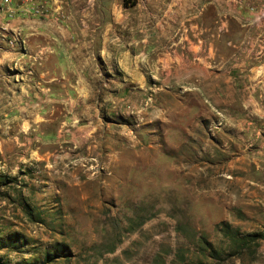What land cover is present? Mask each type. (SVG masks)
<instances>
[{"label":"crops","instance_id":"crops-1","mask_svg":"<svg viewBox=\"0 0 264 264\" xmlns=\"http://www.w3.org/2000/svg\"><path fill=\"white\" fill-rule=\"evenodd\" d=\"M47 7L45 17L17 11L0 19L1 157L32 162L59 153L120 166L126 149L153 151L157 160L164 148L182 151L187 168L188 152L198 164L206 151L205 166L227 168L239 183L264 169V0ZM12 31L23 48L7 46Z\"/></svg>","mask_w":264,"mask_h":264},{"label":"rangeland","instance_id":"rangeland-1","mask_svg":"<svg viewBox=\"0 0 264 264\" xmlns=\"http://www.w3.org/2000/svg\"><path fill=\"white\" fill-rule=\"evenodd\" d=\"M136 150L120 166L0 156V264H264V239H230L264 234V169L239 183L206 151L187 168Z\"/></svg>","mask_w":264,"mask_h":264},{"label":"built area","instance_id":"built-area-1","mask_svg":"<svg viewBox=\"0 0 264 264\" xmlns=\"http://www.w3.org/2000/svg\"><path fill=\"white\" fill-rule=\"evenodd\" d=\"M12 0H2L5 6H0V19L3 18H13L17 11H21L30 16L45 17L50 14L48 9V4L51 0H18L19 4L17 8H10L9 5ZM20 9V10H19ZM58 20L66 22L68 19V14L61 11L57 12ZM4 40L10 49H20L23 48V40L19 31H12L11 33L4 34Z\"/></svg>","mask_w":264,"mask_h":264},{"label":"trees","instance_id":"trees-1","mask_svg":"<svg viewBox=\"0 0 264 264\" xmlns=\"http://www.w3.org/2000/svg\"><path fill=\"white\" fill-rule=\"evenodd\" d=\"M230 239L232 240V242L236 244L234 248L241 250V249L249 248L250 243H254L260 239H264V234L262 233L247 234L242 237H239V233L235 231L234 233L230 235ZM60 253L63 254L64 253L63 250ZM45 259L48 261L50 260L49 258H46V257Z\"/></svg>","mask_w":264,"mask_h":264}]
</instances>
